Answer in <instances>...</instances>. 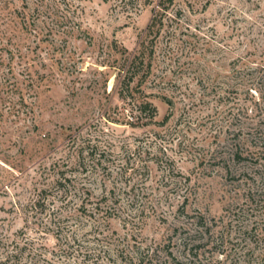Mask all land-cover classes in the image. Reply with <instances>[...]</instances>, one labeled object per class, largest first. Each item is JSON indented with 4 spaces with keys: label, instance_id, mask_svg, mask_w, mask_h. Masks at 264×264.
<instances>
[{
    "label": "rangeland",
    "instance_id": "obj_1",
    "mask_svg": "<svg viewBox=\"0 0 264 264\" xmlns=\"http://www.w3.org/2000/svg\"><path fill=\"white\" fill-rule=\"evenodd\" d=\"M125 1L0 0V264L261 263L263 160L233 154L264 135V0H176L157 36L158 0ZM144 46L132 85L157 116L132 125L119 90Z\"/></svg>",
    "mask_w": 264,
    "mask_h": 264
},
{
    "label": "trees",
    "instance_id": "obj_2",
    "mask_svg": "<svg viewBox=\"0 0 264 264\" xmlns=\"http://www.w3.org/2000/svg\"><path fill=\"white\" fill-rule=\"evenodd\" d=\"M104 2H108L109 0H103ZM176 0H158L156 6L153 8V18L151 21L150 26L148 27L149 35H158L160 32V27L164 25V22L171 17L169 14V9L171 6L174 5ZM147 4H153V0H146ZM123 4L126 6L128 5V2L123 0ZM182 15L181 12L177 14L176 17H180ZM175 18V17H174ZM73 32V31H72ZM70 32V33H72ZM146 47L144 46L143 50H141L137 55H135L132 59H130L127 69L124 71V78L121 82L120 90H119V97L122 99V101L125 103L121 110H118V114L120 116L125 115L127 112L126 106H129V113L131 117H133V121L130 124H143V125H148L150 122H153L157 116V108L148 100L146 99H141V96L139 97L136 95V91L138 90L137 87L133 86L132 84L134 83V80L137 78L138 75H142L141 83L149 77L152 69V60L151 54L146 53ZM152 53V51H151ZM150 57V59H149ZM121 68V67H120ZM139 86V85H138ZM166 120V119H165ZM257 136V135H256ZM254 148V151L252 149H247L246 156L244 153L237 151L236 153L233 154L234 159L237 160V162L244 161V160H250L254 162H261L263 160V163L260 164V166H264V135L261 133V135L257 136L254 144L252 145ZM94 151H91V156H95L93 154ZM78 159L76 160L75 164L73 165H68L67 171L65 170H60L58 173V177L56 181L53 183L52 186V191H55L58 195H60L61 200H67L70 198L72 195V189H77L78 183H75V178H72L74 173L72 172H78L84 173L87 171L88 165H86V157L84 155L85 153V148L81 147L79 151L76 152ZM90 155V153H89ZM90 157V156H89ZM70 173V174H69ZM85 183L81 185L84 188L83 193L89 194L91 193V190H89L87 187L85 188ZM44 192V191H43ZM111 193H114V190L110 191ZM261 193L264 195V188H261ZM250 199L254 198V194L249 193ZM41 197V195H40ZM108 200V196L104 195V197L96 203V208L98 213L103 212L101 208V204H104L105 201ZM185 202H187V197H185ZM109 209L105 211L104 216L106 218H109L112 216V210L113 207L107 205ZM184 205H182L183 208ZM185 209V208H183ZM80 210H83V212H87L86 206L83 205ZM86 210V211H85ZM101 211V212H100ZM207 225L204 217H200L197 220L196 227H198L197 234H201L204 232L211 231L212 229L207 228L203 229L202 231L200 228H205ZM201 230V231H200ZM243 236L247 235L248 231L243 229H240ZM262 234V235H261ZM256 233L254 235V243H256V248L258 249L260 245L264 244V233ZM246 237V236H245ZM221 238V244L223 245V235L220 236ZM239 245V244H238ZM262 257L260 258L261 263L258 264H264V249ZM251 258H253L254 255V249H250L249 252L247 253ZM252 259L246 260V264H251ZM245 262V261H244ZM154 261L153 259L149 261V263L146 264H153ZM141 264H144V261H141ZM243 264V263H242Z\"/></svg>",
    "mask_w": 264,
    "mask_h": 264
}]
</instances>
